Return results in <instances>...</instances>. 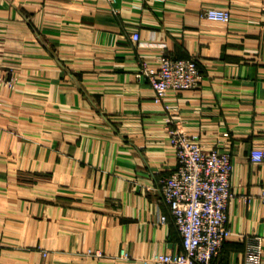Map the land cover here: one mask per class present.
Returning a JSON list of instances; mask_svg holds the SVG:
<instances>
[{
  "label": "crops",
  "instance_id": "1",
  "mask_svg": "<svg viewBox=\"0 0 264 264\" xmlns=\"http://www.w3.org/2000/svg\"><path fill=\"white\" fill-rule=\"evenodd\" d=\"M161 53L197 60L199 84L165 101L231 156L232 235L213 262L244 264L245 237L264 238V160L249 158L264 147V0H0V264L182 250L159 182L177 163L166 112L136 75Z\"/></svg>",
  "mask_w": 264,
  "mask_h": 264
},
{
  "label": "built area",
  "instance_id": "2",
  "mask_svg": "<svg viewBox=\"0 0 264 264\" xmlns=\"http://www.w3.org/2000/svg\"><path fill=\"white\" fill-rule=\"evenodd\" d=\"M203 15L211 20L227 22L228 9L209 7ZM131 38L139 40L137 31ZM137 77L144 78L154 91V102L166 112L168 143L176 155V166L160 179V190L169 213L182 239V250L155 252L145 259L153 264H216L213 259L223 242L232 235L228 225L227 203L232 196L230 153L213 146L205 148L196 133H189L176 119L177 108L165 101L169 89L188 90L196 87L202 73L194 57L175 58L161 53L152 63L140 60ZM10 84V82H8ZM228 136V132L223 133ZM249 158L254 163L264 160V147L253 146ZM264 199V191H261ZM167 220L165 214L159 223ZM264 238L260 234L245 237L244 264H264ZM100 255V251H96ZM123 254H127L123 252Z\"/></svg>",
  "mask_w": 264,
  "mask_h": 264
}]
</instances>
